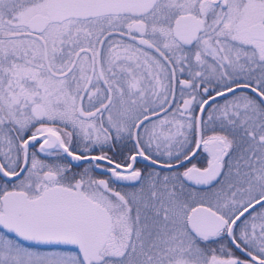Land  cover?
<instances>
[{
    "label": "snow or ice",
    "instance_id": "snow-or-ice-1",
    "mask_svg": "<svg viewBox=\"0 0 264 264\" xmlns=\"http://www.w3.org/2000/svg\"><path fill=\"white\" fill-rule=\"evenodd\" d=\"M0 264H264V0H0Z\"/></svg>",
    "mask_w": 264,
    "mask_h": 264
},
{
    "label": "flooded vegetation",
    "instance_id": "flooded-vegetation-1",
    "mask_svg": "<svg viewBox=\"0 0 264 264\" xmlns=\"http://www.w3.org/2000/svg\"><path fill=\"white\" fill-rule=\"evenodd\" d=\"M115 152H125V154H126V151H125L123 145H120V146H118L117 148L113 149V151H112V152H109L108 155H113V153H115ZM114 158H115V157H114ZM82 165H83L82 167H72V169H71L72 172H73V173H82V172L84 171V167H87V166H88V162H86V163H84V164H82ZM92 174H93L94 176H97V178H106V177L104 176V174H103L99 169L93 171Z\"/></svg>",
    "mask_w": 264,
    "mask_h": 264
},
{
    "label": "water",
    "instance_id": "water-1",
    "mask_svg": "<svg viewBox=\"0 0 264 264\" xmlns=\"http://www.w3.org/2000/svg\"><path fill=\"white\" fill-rule=\"evenodd\" d=\"M73 163L76 164L77 162H73ZM79 163L84 164V163H86V161L85 162H79Z\"/></svg>",
    "mask_w": 264,
    "mask_h": 264
}]
</instances>
